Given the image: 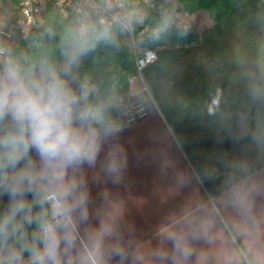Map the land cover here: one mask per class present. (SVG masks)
Listing matches in <instances>:
<instances>
[{
    "label": "clouds",
    "instance_id": "9594fccd",
    "mask_svg": "<svg viewBox=\"0 0 264 264\" xmlns=\"http://www.w3.org/2000/svg\"><path fill=\"white\" fill-rule=\"evenodd\" d=\"M259 15L264 20V11ZM145 18L125 0H77L69 17L41 22L26 45L0 38V264L127 261L119 218L107 211L114 194L106 185L124 182L129 155L120 137L135 110L115 77L84 67L99 49L121 50ZM174 26L173 13L161 11L146 38H167ZM208 115L243 146L219 161V203L236 214L234 243L236 235L258 234L264 223L257 214L264 200V72L250 80L242 105L229 109L221 96ZM93 183L105 185L96 198ZM216 211L200 206L161 226L158 235L170 248H158L153 259H207L196 245L215 241ZM220 254L226 264L235 259L226 249ZM242 259L253 264L246 253Z\"/></svg>",
    "mask_w": 264,
    "mask_h": 264
},
{
    "label": "crops",
    "instance_id": "0c3cea01",
    "mask_svg": "<svg viewBox=\"0 0 264 264\" xmlns=\"http://www.w3.org/2000/svg\"><path fill=\"white\" fill-rule=\"evenodd\" d=\"M262 11L264 0H235L219 22L206 10L189 14L201 41L159 46L157 59L145 69L152 107L120 137L129 155L124 182L106 185L114 194L107 211L119 218L125 238V264H159L154 253L170 245L163 244L158 229L200 206L217 209L215 241L198 243L207 259L194 257L191 264H226L224 249L235 258L232 264H245L243 253L253 264H264V223L258 234L230 241L236 214L219 203L224 171L219 161L239 154L243 146L228 139L208 115L221 96L229 109L242 105L250 80L264 72ZM104 187L93 183V197ZM257 207V214H264V200Z\"/></svg>",
    "mask_w": 264,
    "mask_h": 264
},
{
    "label": "trees",
    "instance_id": "16d2710c",
    "mask_svg": "<svg viewBox=\"0 0 264 264\" xmlns=\"http://www.w3.org/2000/svg\"><path fill=\"white\" fill-rule=\"evenodd\" d=\"M177 2L178 9H183L188 14H194L200 10L209 12L211 18L215 22H219L226 18L233 9V2L235 0H174ZM135 7L144 8L146 18L144 24L154 26L159 20L160 14L151 10V8L143 2H139ZM43 22L49 20L62 21L66 17L53 6H48L41 13ZM40 24V23H39ZM38 24V25H39ZM143 24V25H144ZM37 25V26H38ZM142 25V26H143ZM37 26L31 28L23 37L18 38L14 43L18 45H26L33 32L37 30ZM142 26H138L135 31ZM178 26H174L172 32L167 38L159 41H152L147 39L146 32L141 40H137L140 47H159V46H189L198 44L201 41L200 32L191 25L187 28L186 35H179L177 33ZM84 71L92 73L95 76H103L107 79L115 77L119 82L124 93L128 94L130 91V79L136 72V54L130 44L126 43L119 51H111L107 49H99L96 54L89 58L85 63Z\"/></svg>",
    "mask_w": 264,
    "mask_h": 264
},
{
    "label": "built area",
    "instance_id": "2783aa9c",
    "mask_svg": "<svg viewBox=\"0 0 264 264\" xmlns=\"http://www.w3.org/2000/svg\"><path fill=\"white\" fill-rule=\"evenodd\" d=\"M2 0H0L1 2ZM139 2L146 3L152 11L160 14L161 11L167 10L173 13L175 26L180 28L191 27L188 21V13L183 9H178V3L175 1L167 2L166 0H125L126 7H132ZM77 0H18V8L23 17L24 23L28 27L36 24L38 15L42 13L48 6H53L65 17H69L75 7ZM153 26L144 24L140 29L134 32L133 35L127 38L129 44L132 46L136 54V72L130 79V86L138 84L139 91L148 95L152 100L150 84L145 74V69L153 63L157 57V47H140L137 40H141L146 32H149ZM0 38L11 40L12 30L9 27L0 26ZM134 108L133 122L146 117L149 114L147 104L142 102L132 103Z\"/></svg>",
    "mask_w": 264,
    "mask_h": 264
},
{
    "label": "rangeland",
    "instance_id": "374dc122",
    "mask_svg": "<svg viewBox=\"0 0 264 264\" xmlns=\"http://www.w3.org/2000/svg\"><path fill=\"white\" fill-rule=\"evenodd\" d=\"M166 1L170 2L171 0ZM141 9L144 10V8ZM41 22H43V20L40 14L37 17L36 24L31 28L36 27ZM0 26L9 27L12 30V38L10 42L13 43L18 38L23 37L31 29L23 21L22 14L20 12V9L18 8V0H2L0 2ZM127 43L129 44L128 40ZM139 89L140 87L138 84L130 86L128 95L130 97L131 103H145L150 110L153 103L152 100L149 99L147 94L140 92Z\"/></svg>",
    "mask_w": 264,
    "mask_h": 264
}]
</instances>
